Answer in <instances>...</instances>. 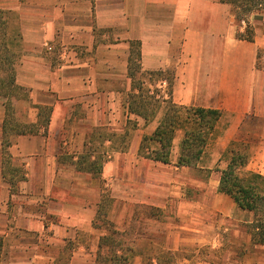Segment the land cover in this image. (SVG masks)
Wrapping results in <instances>:
<instances>
[{"label": "crops", "instance_id": "crops-1", "mask_svg": "<svg viewBox=\"0 0 264 264\" xmlns=\"http://www.w3.org/2000/svg\"><path fill=\"white\" fill-rule=\"evenodd\" d=\"M0 10L18 56L15 84L29 92L13 101L17 119L39 126V107L52 108L38 133L12 136L11 167L24 179L11 180L3 157L9 96L0 87V264H107L100 238L111 229L123 242L133 222L157 228L143 234L152 241L147 251L130 247L149 255L137 264H162L161 253L184 252L204 232L202 218L224 221L240 210L219 191L220 178L232 141L249 144L245 169L264 175V1L240 24L235 5L222 0H0ZM246 27L252 41L238 38ZM132 41L142 71L171 74L174 103L221 111L196 166L177 164L182 130L169 164L140 154L164 107L148 120L129 110ZM86 154L105 159L97 173L80 165ZM114 203L120 212L110 217ZM161 234L174 246L162 245ZM237 239L241 263L264 264V246L251 245L246 229L233 227Z\"/></svg>", "mask_w": 264, "mask_h": 264}, {"label": "trees", "instance_id": "trees-1", "mask_svg": "<svg viewBox=\"0 0 264 264\" xmlns=\"http://www.w3.org/2000/svg\"><path fill=\"white\" fill-rule=\"evenodd\" d=\"M232 3L230 0H222ZM252 4L248 13L253 11L261 3L258 0ZM264 0H262L263 2ZM237 8L235 3H232ZM243 19L236 20L238 24ZM8 14L0 10V72L4 77L0 79V87H5L9 100L6 104V120L4 123V173L11 180L18 176L20 180L24 175H18L11 167L12 157L8 149L13 145L12 136L21 134H34L39 132V127L47 126L49 123L52 108L39 107L41 123L36 125H24L19 122L16 116L15 100H26L29 92L24 87L15 84V68L18 56L12 52L8 44ZM239 39L253 40V32L246 27L244 33H238ZM131 54L129 59V77L132 79L133 93L130 94V112L138 114L148 120L156 116L162 106L164 114L160 124L152 136H146L140 149V154L157 162L169 164L171 161L174 139L178 130L184 132V137L180 146V154L177 164L179 166H196L204 153L212 135L214 128L222 116L221 111L215 109H204L195 107H185L174 103L171 99L172 77L171 74H164L163 71L147 72L142 71L140 66L141 51L140 43L132 41ZM153 77H157L161 82L159 89L149 82ZM168 80V87L165 91L166 98L156 95L163 91V81ZM153 90V94L150 92ZM157 103V104H156ZM156 104V105H155ZM156 107V109H155ZM152 111L151 115L145 113ZM155 143V148L151 144ZM243 145L240 149L238 146ZM249 144L245 142L232 141L223 154V160L227 162L226 167L221 170L219 191L232 197L238 208L252 216L246 223L245 229L251 236V245L264 246V175L252 171H246L249 161ZM6 170V171H5ZM20 171V170H19ZM20 173V172H19ZM120 232L109 229V232L100 238V246H105L103 255L107 264H128L134 257V252L129 251V247H123L120 239ZM2 238L0 237V250ZM248 248V247H247ZM121 251V252H120Z\"/></svg>", "mask_w": 264, "mask_h": 264}, {"label": "rangeland", "instance_id": "rangeland-1", "mask_svg": "<svg viewBox=\"0 0 264 264\" xmlns=\"http://www.w3.org/2000/svg\"><path fill=\"white\" fill-rule=\"evenodd\" d=\"M230 1L232 3H235L238 6L237 12H236V18H235L236 20L244 19L246 15L248 14L246 10H248V8H250L252 4L256 3V1L251 2L249 0H230ZM260 2L262 3V0ZM149 83L154 85L156 89H159L161 85V82L159 81V79H157V77H153L151 79V82ZM156 95L161 96L162 98H166L167 93L164 91L158 92L156 90ZM145 113H147L148 115H151L152 111L147 112V108H146ZM129 127L132 128L133 124L129 123ZM100 135H101V132H97L96 135H94L97 141H94V143H92V146L90 147L88 151L89 153L92 151L97 152V147H98L97 142L100 140V137H101ZM183 137H184V132L182 131L180 146H181ZM150 146L151 148H155L156 144L152 143ZM238 147L242 149L243 145L239 144ZM175 150H176V147H175ZM104 160L105 159L103 157L102 158L99 157L91 161L88 155L86 154L80 158L79 163L80 165L82 164V167H85L89 169L90 171L97 173L102 168L104 164ZM204 160H206V158ZM224 162L225 164H227L226 161ZM246 171L248 170L246 169ZM191 192H192V195L194 196L195 189H192ZM116 201H121V200L120 198H117ZM120 208L121 207H119V204L114 203V205L110 209V217L118 216V212H120ZM212 218H213L214 224L218 225V227L217 226L213 227V223H211L212 221L208 223L209 220H212ZM251 218L252 216L250 214L244 213L240 210H237L234 216H232L230 219H226L224 221L221 220L220 217L214 218V215L213 217H207L204 219L202 218L200 225H202L203 223L202 221H205V224H209L206 226H204V224L202 225L204 227H201V228L203 229L204 232L203 233L196 232V235L190 237V239H187L184 245V247H187V248H184V252L176 251V253H165V254L161 253L159 255L160 260L162 261V264H202L205 262L208 264H244V261L243 263L240 262V255L233 252V249H232L233 244H236V246H238V248L236 247V252L239 249H242V245L240 244V241L242 240L238 241L237 239V242L233 243L232 242V231H233V227H236L237 230H239L240 227L245 229V227L242 226L243 222L250 220ZM143 225L144 227H142L139 230L138 224L136 222H133L131 224L129 231L127 232V234L125 233L126 237L123 239V242H121L123 247L126 248L128 246L129 251H133V252L134 250H132L131 248H137V249L140 248L142 251H147L149 248L152 247V241H150L149 239H144L143 234L146 235L150 233L151 232L150 229H154V231H156L157 228L156 226L152 227L151 223H147V224L143 223ZM195 225L197 224H194V226ZM105 228H109V225L106 224ZM176 229H179V228L176 227ZM160 237L161 238L159 242H161L162 245L172 247V244H173L174 246L173 240L166 239L165 237L162 236V234ZM178 245L180 246L181 243ZM231 249H232V252H230ZM140 256H144V258L141 257L140 259ZM140 256H137L136 254H134L133 259H131V261H128L127 263L137 264L139 263V261H142V259L147 260V258H149V255L147 254H143ZM249 260L251 261V263L256 262L255 257L253 258L249 257ZM108 264H112V262L110 261Z\"/></svg>", "mask_w": 264, "mask_h": 264}, {"label": "built area", "instance_id": "built-area-1", "mask_svg": "<svg viewBox=\"0 0 264 264\" xmlns=\"http://www.w3.org/2000/svg\"><path fill=\"white\" fill-rule=\"evenodd\" d=\"M243 24H245V22H243Z\"/></svg>", "mask_w": 264, "mask_h": 264}]
</instances>
